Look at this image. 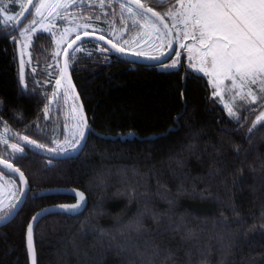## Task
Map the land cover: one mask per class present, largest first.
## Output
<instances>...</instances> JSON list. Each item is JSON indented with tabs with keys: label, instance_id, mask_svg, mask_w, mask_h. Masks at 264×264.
I'll return each instance as SVG.
<instances>
[{
	"label": "trees",
	"instance_id": "16d2710c",
	"mask_svg": "<svg viewBox=\"0 0 264 264\" xmlns=\"http://www.w3.org/2000/svg\"><path fill=\"white\" fill-rule=\"evenodd\" d=\"M143 2L161 13L167 7L159 0ZM90 13L111 18L95 9ZM18 18L0 24V128L47 143L62 135L64 126L59 110L50 108L51 39L44 33L35 36L30 49L35 68L29 67L11 35ZM85 40L86 51L75 53L69 67L93 130L86 150L76 158L49 161L47 154L27 148L28 158L15 165L28 179L33 197L59 187L77 189L87 198L81 214L50 215L38 224V264H144L117 248L122 239L117 229L134 219L143 225L141 232L132 233L140 251L151 258L154 246L163 250L156 264L164 257H170L168 264H188L189 259L198 264L202 257L205 264H264V130H258L261 125L252 128L251 121L260 108L245 113L236 127L235 119L210 98L213 89L210 83L205 87L206 76L197 79L185 60L171 71L118 62L130 61L125 57L108 64L93 49L103 43ZM21 59L24 83L37 82L35 91L24 94L18 76ZM45 107L50 113L45 114ZM180 113L184 115L177 125L174 118ZM10 153L9 146L0 144L1 159L11 162L19 155ZM132 190L136 195L129 199L126 193ZM74 201L64 195L29 200L0 228V264H29V218L45 207ZM166 224L181 230L173 232ZM100 229L107 234L100 235Z\"/></svg>",
	"mask_w": 264,
	"mask_h": 264
},
{
	"label": "snow or ice",
	"instance_id": "6c2138e0",
	"mask_svg": "<svg viewBox=\"0 0 264 264\" xmlns=\"http://www.w3.org/2000/svg\"><path fill=\"white\" fill-rule=\"evenodd\" d=\"M77 3L78 0H39V3L33 4V0H27V5H21V11L17 14L24 17V22L21 23L17 20L19 28H14L11 35L23 36L25 47L31 45L32 37L29 33L36 31L33 26L38 23L37 20L31 19L32 13L28 11V5L34 7L35 16L41 18L39 25L42 33H49V39L53 37L56 39L55 56L62 55L64 62L63 67L58 70L59 78L55 79L56 91L51 89H48V91L51 92L53 97H57L59 90L63 88L61 98L65 101H73L71 119L74 123L68 136L61 135L60 138L49 139L47 143H40L35 139H31L29 135L13 133L14 136L18 137V142L9 145L7 137H0V142L5 146H10L12 150L10 155L19 154L15 155L11 162L8 158L0 159V165H3V167H0V178L5 176L15 177L19 181V185L15 180H6L3 183L7 195H0V223H7L15 219L29 200L41 196L40 192H37L35 197L31 195L32 188L29 186L24 172L21 171L20 167L14 166L28 158L25 147L29 151L34 147L41 152H48L51 154L46 157L49 161L62 156L70 158L73 154H82L86 150L87 135H91L93 130L83 111V104L78 103L79 94L75 92V86L72 84L69 74L70 63L75 62L74 54L80 52L88 43L84 39L85 37L94 36L97 42H104L103 45L99 43L94 45L93 49L98 50L108 64H111L117 57L129 56L133 59L118 62L135 63L139 59H145L154 62L153 66L156 67L176 68V60H172V63L168 64L172 56H177L175 50L172 49L171 41V34L173 30H176L177 37L180 40L179 47H186L188 59L196 62L194 65L196 73L194 75L197 79H202L203 77L199 73H203L204 76L210 78L205 82V87L211 83L213 89L210 98L215 103L223 105V109L227 111V114L235 119L236 127H239L240 123L243 122L237 111V108H243V105L237 106V100L243 101L244 104H256L259 99L261 103H264V0H177L176 3H172L171 0H161L162 4L167 5L164 14L161 11L154 10L143 0H128L127 3L119 4L121 16L123 17V13L126 11L132 17V24L143 29V31L138 33L140 39L135 37L129 39L123 36V31H121V34L116 36L115 42L111 31L107 39L103 34L96 35L94 32L87 31L92 26L90 23L91 17H83V23H75L72 27L65 26L62 31H53L55 25L52 20H68L70 14L67 10ZM100 7H104L103 0H101ZM6 11L3 0H0V12ZM25 13H27V16H25ZM166 17L170 18L171 27L165 22ZM0 19H3V17H0ZM13 19H16L15 15L8 17V20ZM96 19L99 20L100 17H96ZM25 24H27V27H25ZM5 26H7V20H5ZM111 28L112 25L109 24V29ZM20 29L23 30L20 31ZM78 29H84V31L80 33L77 31ZM72 32L77 34L69 41L68 36ZM189 39L193 41V44L186 46L184 41ZM156 40L159 43H156ZM78 41L80 43H77ZM62 44H66L63 51H61ZM143 44H149V48L146 50ZM165 47L170 51L166 52ZM69 49L72 50L71 53ZM153 49L159 52V55L153 54ZM105 53L108 55H103ZM89 55H92V53H89ZM29 56L31 58V54ZM20 69L18 76L19 81L23 83L22 94L25 90L28 92L35 91L36 81L32 80L24 83L23 59L20 61ZM226 81L231 82L227 86V91L232 93L227 101L224 97ZM253 86H255V90ZM184 107L187 109V105ZM0 108H2V102H0ZM43 110L47 114L49 108L45 107ZM243 111L247 113L252 109L243 108ZM183 115L184 113H180L175 117L174 123L178 125ZM257 124L262 126L258 130H264V111H261L252 126L255 127ZM174 130L169 128L168 131L172 132ZM8 131L9 129L5 126V132ZM19 141H23L24 146H21ZM50 144L55 146H48ZM260 167L264 168V162L261 163ZM49 170L51 169L49 168ZM209 175L215 177L216 173L212 172ZM260 183L264 185V177L260 178ZM70 191L74 200L78 198L76 203L60 205L54 210L47 209L29 218V222L25 226V248L26 254L30 256L31 264H38L33 225L38 226L45 215H71L73 211L81 209L85 194L74 189ZM126 194L129 199L136 195L134 190L128 191ZM261 216L264 217V210H262ZM166 226L172 228L173 232L181 230L180 225L166 224ZM261 227L264 228V224ZM142 230L143 225L139 219L124 222L117 229L119 236L122 238L117 246L118 252L127 251L137 256L144 264H156V258L163 251L159 248V245L151 249L152 256L147 258V253L141 252L139 246L133 240L132 233H139ZM106 234L103 229H100V235ZM186 255L190 256V253H186ZM169 258L164 257L162 264H168ZM206 259V257H202L198 264H205ZM85 264H91V261H86ZM99 264H103V262L100 261ZM128 264H136V261L130 260ZM188 264H192L190 259Z\"/></svg>",
	"mask_w": 264,
	"mask_h": 264
},
{
	"label": "rangeland",
	"instance_id": "374dc122",
	"mask_svg": "<svg viewBox=\"0 0 264 264\" xmlns=\"http://www.w3.org/2000/svg\"><path fill=\"white\" fill-rule=\"evenodd\" d=\"M117 1H115V0H103L104 7L101 8L100 7L101 0H78L77 4L73 5L71 8H69L67 10V12L70 14L68 20H59V19L52 20V23L55 25V28L53 29V31H57V32L62 31L63 27H65V26L72 27L75 23H83L84 22V20L82 19L83 17H91L92 19H91L90 23L92 26L87 29V31H89V32H94L95 34L97 32L100 34H104L105 36L108 37L110 34V31H111L112 38H113L114 42H115L116 36L121 34V31H123V36L128 37L129 39H131L132 37H135L136 39H140V36L138 35V33H141L143 31V29H140V28H138L132 24V17L126 11L123 13V17L121 16V10L119 8V4L120 3H127V2L121 1V0H117ZM159 1H161V0H159ZM37 3H39V0L37 1ZM3 4H4V7L6 8L7 11L2 12V17H3L2 23L5 25V20H7V25H9L10 23H13L15 21V19L8 20V17L15 15L17 18V16H18L17 14L21 10V5H26L27 0H3ZM133 7H135V6H133ZM93 9L98 10L103 15H105V14L109 15V13H110L111 18L103 16V17H100L99 20H97L90 13V10H93ZM31 13H32L31 19H35L38 21V23L33 26L36 29V31L29 33V35L32 37L31 45L25 47L24 37L18 36V35L16 37H17V41H18L20 47L23 49V56L25 58V62L28 63L29 67L35 68V66L32 62V56L30 58L29 54H31L30 49L33 45V41H34L35 36H37L38 34H41L42 31L40 30V25H39V21L41 18L35 16V9L34 8H33ZM162 14H164V12ZM137 19H138V17H137ZM165 20H166L165 22L169 24V27H171L170 18L166 17ZM97 21H100V22H97ZM30 22L31 21L29 20V23ZM109 24L112 25L111 29H109ZM25 27H27V24H25ZM22 30L23 29H20V31H22ZM77 31L82 33L84 31V29H78ZM44 34L50 35L49 33H44ZM76 34H77L76 32L70 33L68 36V40L70 41L71 39H73ZM173 38L175 41V46H176L175 52L177 53V56H172V58L168 61V64H171L172 60H176L177 67L176 68L157 67V68L161 71L177 70L180 68L182 61L185 60L188 68H190L192 71H194L196 73V67L194 66L196 62L194 60L188 59L186 47L185 48L179 47L180 40L177 37L176 30H173ZM155 42L159 43L158 40H156ZM184 43L186 46H190L191 43L193 44V41L189 39V40H185ZM51 44H52L51 45V52H50L51 53V56H50L51 60L47 65V75L50 79L48 81V84L51 83L53 85L52 91H56L55 79L59 78L58 77V70H59V68L63 67V56L62 55L59 57L55 56L56 39L54 37L51 38ZM65 47H66V44H62L61 45V51H63V49ZM143 47L147 50L149 48V44H143ZM85 51H86V48L83 47L80 52H76V53H82ZM165 51L166 52L168 51L167 47H165ZM153 54L159 55V52H157L153 49ZM69 70H70V67H69ZM199 74H203V73H199ZM230 83H231L230 81L225 82V85H226L225 91H227V86L230 85ZM253 88L255 90V86H253ZM227 92H229V91H227ZM62 93H63V88H61L59 90L57 97H53L51 94L50 108H52L54 111L59 110V112L61 114V118L64 121L62 135L68 136L70 129L74 123V121L71 119V116H72L71 105L73 104V101L72 100L65 101L64 99H62L61 98ZM258 95H259V93H258ZM225 100L227 101L228 99L226 98ZM238 102L242 103L243 108H249V109H254L256 107L260 108L259 112L254 114V117L251 120L252 125L256 121V119H257L258 115L261 113V111H264V103H261V101L259 99L257 100L256 104H251V103L244 104L243 101H238ZM243 108L241 109V111H239V109H237L238 115H240L241 118H243V116L246 113L243 111ZM49 113H50V111H49ZM259 125L260 124H257L255 127L252 126V128H256ZM0 137H7L9 140V145L11 143L18 142V137L14 136L11 131L5 132V127L0 128ZM60 137H61V135H58L57 138H60ZM19 143L21 144V146H24L23 141H19ZM0 144L4 145L2 142H0ZM54 146L55 145H53V147ZM32 148L35 149L34 147H32ZM9 149L11 150L10 146H9ZM25 151H27V147H25ZM38 151H40V150H38ZM43 153L47 154L48 156L51 155L46 151H44ZM6 180H14V179L11 177H7V176L0 178V195H7L6 191L3 188V183ZM17 185H18V183H17Z\"/></svg>",
	"mask_w": 264,
	"mask_h": 264
},
{
	"label": "water",
	"instance_id": "95a60500",
	"mask_svg": "<svg viewBox=\"0 0 264 264\" xmlns=\"http://www.w3.org/2000/svg\"><path fill=\"white\" fill-rule=\"evenodd\" d=\"M37 1L38 0H33V4H36L37 3ZM121 1H125V2H128V0H121ZM27 5V4H26ZM134 6V5H133ZM33 8L34 7H32L31 5H28V11L29 12H32V10H33ZM150 15V14H149ZM25 16H27V13H25ZM0 17H2V12H0ZM17 20H19L21 23H23L24 22V17H20L19 16V18L17 19ZM17 20H16V22H15V24H14V26H13V30H14V28H19V25L17 24ZM1 21H2V19H0V24H1ZM166 21V20H165ZM97 35V34H96ZM84 39H92V40H95V38H94V36L93 37H85ZM96 41V40H95ZM171 41H172V49H176L175 48V41H174V38H173V32H172V34H171ZM101 43H103L104 44V42L103 41H100ZM77 43H80L79 41L77 42ZM74 47H75V45H74ZM71 49H69V52L71 53ZM168 51H170L169 49H168ZM167 51V52H168ZM123 57H125V58H127V59H129V60H132L133 58L132 57H129V56H123ZM63 62H64V57H63ZM136 63H142V64H147V65H153V63L154 62H152V61H148V60H145V59H139V60H137L136 61ZM69 74H70V70H69ZM71 76V75H70ZM71 81H72V79H71ZM72 84H73V82H72ZM74 85V84H73ZM75 92L77 93V91H76V88H75ZM79 103H80V100L78 101ZM87 135V134H86ZM80 154H73L70 158H76V157H78ZM62 158H64V159H68V158H65V157H62ZM1 159V158H0ZM15 166V165H14ZM0 167H3V165H0ZM19 182V181H18ZM70 190H73V188H59V187H56V188H50V189H46L45 191H43L42 192V196H55V195H64V196H70V197H72V192L70 191ZM74 190H76V191H79V190H77V189H74ZM81 192V191H80ZM77 200H78V198H77ZM77 200H75L73 203H64V204H74V203H76L77 202ZM64 204H57V205H52V206H48V207H45V208H43V209H41V210H39L37 213H40V212H43V211H45V210H47V209H55V208H57L58 206H60V205H64ZM86 206H87V198H86V196H85V200L81 203V209L80 210H78V211H73L72 212V214L70 215V216H76V215H79V214H81L82 212H84V210L86 209ZM48 216H50V215H45L42 219H41V221L44 219V218H46V217H48ZM12 221V220H11ZM10 221V222H11ZM40 221V222H41ZM10 222H7V223H0V228L1 227H3V226H5V225H7L8 223H10ZM33 227H34V242H35V231H36V228H37V225L36 224H34L33 225ZM35 247H36V245H35ZM28 259H29V264H31V262H30V256L28 255Z\"/></svg>",
	"mask_w": 264,
	"mask_h": 264
},
{
	"label": "crops",
	"instance_id": "0c3cea01",
	"mask_svg": "<svg viewBox=\"0 0 264 264\" xmlns=\"http://www.w3.org/2000/svg\"><path fill=\"white\" fill-rule=\"evenodd\" d=\"M192 44V43H191ZM190 44V45H191ZM202 75H204V74H202ZM208 80L210 79L209 77H206ZM211 84V83H210ZM231 95H232V93H230V92H227V91H225L224 92V96H225V99L227 98V99H229L230 97H231ZM216 99H219V98H216ZM238 101H240V100H237L236 102H238ZM222 105V104H221ZM223 106V105H222Z\"/></svg>",
	"mask_w": 264,
	"mask_h": 264
}]
</instances>
